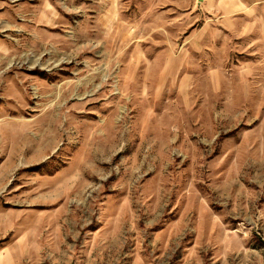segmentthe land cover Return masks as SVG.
I'll list each match as a JSON object with an SVG mask.
<instances>
[{
    "label": "rangeland",
    "instance_id": "rangeland-1",
    "mask_svg": "<svg viewBox=\"0 0 264 264\" xmlns=\"http://www.w3.org/2000/svg\"><path fill=\"white\" fill-rule=\"evenodd\" d=\"M0 264H264V0H0Z\"/></svg>",
    "mask_w": 264,
    "mask_h": 264
}]
</instances>
